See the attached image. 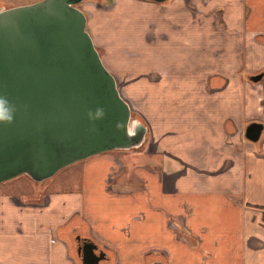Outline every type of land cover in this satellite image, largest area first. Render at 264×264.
I'll use <instances>...</instances> for the list:
<instances>
[{
    "label": "crops",
    "instance_id": "crops-1",
    "mask_svg": "<svg viewBox=\"0 0 264 264\" xmlns=\"http://www.w3.org/2000/svg\"><path fill=\"white\" fill-rule=\"evenodd\" d=\"M113 2L112 24L118 21L123 29L111 48L117 57L118 50L134 54L119 62L108 55L103 64L113 75L122 73L128 98H145L143 109L136 103L143 116L159 106L152 97L162 95V146L171 149L162 148L167 158L150 171L143 158L158 146L146 129L150 138L142 149H126L121 157L90 155L82 161V193L53 191L33 180L28 191L9 192L0 182V264H81L80 236L104 252L98 264H264V152L242 153L245 143L236 134L258 112L260 92L247 93V75L264 68V0ZM100 7L91 10L94 21L87 27L93 44L108 48ZM139 17L145 24L133 39L130 21ZM149 32L155 39L144 36ZM133 40L144 45L132 47ZM154 67L161 69L156 81L149 77ZM142 79L154 85L149 94H155L148 95ZM174 105L176 126L166 132V110ZM123 169L128 177L113 187ZM233 172L236 180L226 183L225 174ZM129 180L137 184L126 186ZM224 182L232 189L222 192ZM189 185L196 191L186 196L181 189Z\"/></svg>",
    "mask_w": 264,
    "mask_h": 264
},
{
    "label": "water",
    "instance_id": "water-1",
    "mask_svg": "<svg viewBox=\"0 0 264 264\" xmlns=\"http://www.w3.org/2000/svg\"><path fill=\"white\" fill-rule=\"evenodd\" d=\"M81 1L0 5V97L15 108L12 123L0 122V182L20 174L39 182L77 160L137 147L145 139L146 125L131 118L86 29V15L77 6ZM97 108L104 117L89 120L87 113ZM136 121L139 131L126 135ZM262 130V122L250 120L243 135L255 142ZM97 249L86 240L79 250L81 264L103 260Z\"/></svg>",
    "mask_w": 264,
    "mask_h": 264
},
{
    "label": "rangeland",
    "instance_id": "rangeland-1",
    "mask_svg": "<svg viewBox=\"0 0 264 264\" xmlns=\"http://www.w3.org/2000/svg\"><path fill=\"white\" fill-rule=\"evenodd\" d=\"M12 1L13 0H11V2ZM33 1H35V0H28L27 3L33 2ZM113 3H114L113 0H83L80 3H78L77 6L82 11H84V13L86 15V29H87V31H88V27H87L88 20L91 18V23L94 21V17L92 15L91 10H93V8L95 6H97V7H98V5L101 6L100 8L103 9L104 16H101L100 17L101 19L100 18L99 19H100V21H102V19L107 21V26H103L102 31H103L104 37H107L106 38V45L108 46V48H105L103 46V44L97 45L96 43H94V46H95L96 50L98 51L101 60H103V59L106 60L108 55H112L111 60L113 62H119L120 59L125 60V57H124L125 55H131L134 53L128 52V50H125L122 52L118 50L120 57H117L116 53H115L116 50H114V48H111V47L115 46V43L113 41H114V39H116L117 33H120L121 30L123 29V25L120 24L118 21H116L114 24H112V20H117L115 14L111 13V11H110V10H112L110 8H111V5ZM4 6L8 7V6H13V5H4ZM85 7L89 8V11H87L85 9ZM118 23L120 24L121 27L117 25ZM130 23H135L133 25V31L134 32H133V35H131L132 38L135 39V35H136L135 29L138 31L139 27L144 26V24H145L143 17H139L137 20H131ZM144 36H147L148 38L155 39L156 34H151L149 32V33H145ZM134 42H135V40H133V42H131V43H134ZM135 43L136 44H131L132 47H134L135 45H136L135 47H139L141 45H144V44L139 43L138 41H136ZM153 43H155L154 40H153ZM153 69L155 70V72H152V74L149 75V77H151V79L156 81V76L158 75L157 73H161V69H160V67H154ZM145 75L147 76L146 73H145ZM114 76L116 79V86L119 90L120 95L127 102H129L128 104L130 106L131 118H137L140 121H142L144 124H146V128H147L148 132L153 135V142L158 146V148L156 149L157 151H154L153 153L148 154L147 157L143 158L145 162L149 163L150 171L153 170V172H155V170L153 168H158V169L160 168L159 167L160 163L158 161L159 160L162 161V159L167 158V156L165 154L163 155V153H166V152L162 153V148H163V151H167V150L171 149L170 147H167L166 145L162 146V95L160 98L159 97H156V98L152 97V99H154L155 102H159V106L150 108L149 113L144 115L146 118V121H145L144 116L141 114V112L139 111V109L137 108V105H136V103L141 102L142 105L140 107L143 109L142 106H144L143 101H145V98L136 97L135 100H133L131 97L128 98L126 93H125L126 91L124 89V86H123L124 79L122 78V76H123L122 73L115 74ZM143 81H145L148 85V91H147L148 95L151 96V95L155 94V90L152 91L151 94H149L150 93L149 88H151L153 90V88H155L154 85L152 83L150 84V82L147 81L146 79H142V82ZM252 83H254V82H248L247 93L249 95H252V94H255L254 92H252V89H254V90L259 89L260 96L257 97V99H258L257 106L258 107H257L256 111H258V112H255L254 115L250 116V119L251 120H264V79L260 80L259 83H255V84H252ZM159 93L160 92H158L156 94L158 95ZM166 112H167V115H169V117L167 119V121H169V123L166 125L165 131L169 132V131H171V129L174 128V126H176V123L174 121V117L176 116L175 105L173 106V108L166 110ZM241 128H242V130L240 129V130L236 131L237 132L236 134H238L239 138L243 139V141L245 143L242 147H240V151L242 153H244L245 150L249 149V150H253L257 155H260V153L264 152V149H263L264 148V133H262V135L260 137L261 139L258 140L259 142L258 141L251 142V141H248V140L242 138L243 137L242 136L243 126ZM148 132L146 133L144 143L142 145L136 147V148H128V149H133L130 152H133L134 150L137 151L138 149H142L144 144L146 145V143L149 142V140L147 141V139L150 138V135L148 134ZM184 137H187V135L185 134ZM199 139L201 140V136L200 137L198 136L197 140H199ZM172 142H175V140L173 138H171L170 143H172ZM174 148H176V147H174ZM107 152L114 154L116 157H119L121 154H124V153L125 154L129 153L126 149H112V150H109ZM136 160H137L136 164L135 163L134 164H135V166H137L136 169L138 170L139 169L138 166H140L142 164H141V160H139L138 158H136ZM174 160L172 159V161L174 162V165L178 166L179 164ZM82 161H83V159H80V160H77V161H75L69 165L62 167L61 169L56 171L52 176L40 181V184L43 186L47 185L48 188L53 190V191H60V192L64 191V192H71V193L81 192L82 193V190L85 188V183H84L85 176H84ZM125 162L127 164V160H125ZM242 162H244V165H243V163H241L242 169L240 172V175H241L240 182L241 181L244 182L246 180L243 176L244 173L246 172V170L244 171L245 160L244 161L242 160ZM260 168L261 169L264 168V162L262 164L260 163ZM114 169H116L115 164H114ZM126 170L127 169H123L122 171L119 172V174H121V175L116 178L117 185L115 184L113 187H118L121 183H123L126 180L125 178L128 177L125 175ZM158 171H162V169L158 170ZM128 175H130V174L128 173ZM225 175H226V177L224 180L226 183L228 181H230L231 184H233V182L236 180L234 172L230 176L228 174H225ZM136 180L139 181V183L142 185V187L145 186V184L142 183L140 180H138V179H136ZM256 180L259 181L260 179L259 180L256 179ZM31 181L32 180L30 178H28L27 176H25L24 174H20L18 176H15V177H13L9 180L3 181L1 183L7 184V191L18 192V191H24V190L28 191L30 189V183H32ZM119 181H122V182H119ZM136 182H135V180H132V181L129 180L126 183V186L131 185V184H137ZM225 182L222 183V185L227 189H223L222 192H226V190L232 189L230 186L226 185ZM181 190H182V192L186 191V196H187V192L193 193V191H196V187L194 188V186L189 185L187 187V189L184 187V189L182 188ZM232 196H235V195H233V193H232ZM184 201H186L185 198H184ZM219 201L227 204V202L223 198H221ZM220 205H222V203H220ZM189 211L192 212L193 209H189ZM219 211H220L219 209L216 210V212H219ZM211 214H209V216ZM185 216L190 217V214L187 213ZM201 216H203V215H201ZM205 216H207V215H204V217H202V218H207Z\"/></svg>",
    "mask_w": 264,
    "mask_h": 264
},
{
    "label": "clouds",
    "instance_id": "clouds-1",
    "mask_svg": "<svg viewBox=\"0 0 264 264\" xmlns=\"http://www.w3.org/2000/svg\"><path fill=\"white\" fill-rule=\"evenodd\" d=\"M14 111H15L14 106L11 105L6 98L0 97V122H3L5 124L12 123ZM104 115L105 113L102 108H97L94 112L90 110L87 113L89 120H92V121L102 119ZM122 127H124V125L117 124L118 129ZM140 127H141L140 122L136 121L134 123L133 129L130 132L126 131V135H129V136L135 135L136 132L139 131Z\"/></svg>",
    "mask_w": 264,
    "mask_h": 264
},
{
    "label": "flooded vegetation",
    "instance_id": "flooded-vegetation-1",
    "mask_svg": "<svg viewBox=\"0 0 264 264\" xmlns=\"http://www.w3.org/2000/svg\"><path fill=\"white\" fill-rule=\"evenodd\" d=\"M258 73H261L262 75H261V77H260V79L259 80H257V81H254V83H252V84H255V83H259V81L260 80H262V79H264V68H262V69H260V70H258L257 72H255V73H253V74H248L247 76L249 77V79H250V76L251 75H254V74H258ZM249 82H253V80H251L250 79V81ZM256 121H260V122H262L263 123V130H262V132H261V135H262V133H264V120H256ZM244 131V130H243ZM261 135H260V137H261ZM243 137H244V135H243ZM259 137V139H261ZM244 139H246L245 137H244ZM258 139V140H259ZM246 140H248V139H246ZM257 140V141H258ZM249 141V140H248ZM252 142V141H251ZM256 142V141H255ZM259 142V141H258ZM132 148H136V147H132ZM181 221V220H180ZM78 243H77V246H79L80 247V252H81V249H82V245H84L85 243H86V240H88V238L87 237H82V236H80V237H78ZM99 250L97 249L96 250V252H98ZM79 255H80V253H79Z\"/></svg>",
    "mask_w": 264,
    "mask_h": 264
},
{
    "label": "trees",
    "instance_id": "trees-1",
    "mask_svg": "<svg viewBox=\"0 0 264 264\" xmlns=\"http://www.w3.org/2000/svg\"><path fill=\"white\" fill-rule=\"evenodd\" d=\"M260 38V37H259ZM261 40L264 42V37H261Z\"/></svg>",
    "mask_w": 264,
    "mask_h": 264
}]
</instances>
